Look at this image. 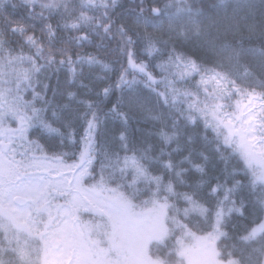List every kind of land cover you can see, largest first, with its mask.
I'll list each match as a JSON object with an SVG mask.
<instances>
[{
  "label": "snow or ice",
  "instance_id": "snow-or-ice-1",
  "mask_svg": "<svg viewBox=\"0 0 264 264\" xmlns=\"http://www.w3.org/2000/svg\"><path fill=\"white\" fill-rule=\"evenodd\" d=\"M202 13L0 0V264H264V14Z\"/></svg>",
  "mask_w": 264,
  "mask_h": 264
},
{
  "label": "trees",
  "instance_id": "trees-1",
  "mask_svg": "<svg viewBox=\"0 0 264 264\" xmlns=\"http://www.w3.org/2000/svg\"><path fill=\"white\" fill-rule=\"evenodd\" d=\"M160 2L163 4L168 2V0H160ZM192 3L194 7H200L203 9V13L199 17L200 20H202L205 24L214 22L211 23V27L209 29L211 35L206 37L207 39H211L212 35H215L218 29L223 30L234 20L239 19L244 15H247L249 19H251L252 15L255 14L256 19L259 20L261 15L264 14V0H192ZM21 11H23V9H21ZM244 44L245 47L251 46L253 48H258L264 46V40L256 38L251 40L245 39ZM184 166L188 167L189 165L185 162ZM185 178L189 181V185L181 186L177 182V191H187L190 193L197 191L194 186V182L198 178L197 174L193 171ZM175 204L181 209L188 207V203L180 197L175 198ZM171 212L172 210H170V213ZM186 223L191 226L193 231L199 234L200 226L204 224V221L198 212L190 210L189 218ZM190 238L191 237H186L184 239L185 248L187 247V244L190 243ZM231 243L232 241L226 237H221L216 241L215 247L221 253V259L225 258L223 256V253L226 251L224 245H230ZM173 247L175 250L168 259L173 262H179V264H186L185 258L179 254L178 246L173 245Z\"/></svg>",
  "mask_w": 264,
  "mask_h": 264
},
{
  "label": "rangeland",
  "instance_id": "rangeland-1",
  "mask_svg": "<svg viewBox=\"0 0 264 264\" xmlns=\"http://www.w3.org/2000/svg\"><path fill=\"white\" fill-rule=\"evenodd\" d=\"M201 244H204L203 241L200 242ZM197 244V240L196 239H193V238H190V243L187 244V247L186 249H189L191 248L192 246L196 245ZM184 247H185V243H184ZM208 251L209 249L206 248V247H202L201 250H200V253H201V259L204 260V261H207L208 260ZM185 258V257H184ZM185 262L187 264V260L185 258Z\"/></svg>",
  "mask_w": 264,
  "mask_h": 264
}]
</instances>
